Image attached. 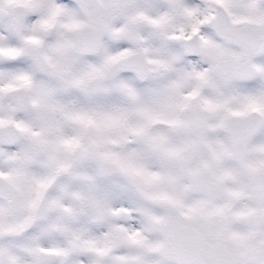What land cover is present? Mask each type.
Segmentation results:
<instances>
[{
  "label": "snow or ice",
  "instance_id": "snow-or-ice-1",
  "mask_svg": "<svg viewBox=\"0 0 264 264\" xmlns=\"http://www.w3.org/2000/svg\"><path fill=\"white\" fill-rule=\"evenodd\" d=\"M0 264H264V0H0Z\"/></svg>",
  "mask_w": 264,
  "mask_h": 264
}]
</instances>
